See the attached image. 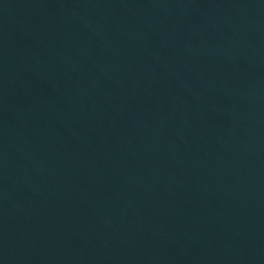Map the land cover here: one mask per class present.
<instances>
[{
  "label": "water",
  "instance_id": "water-1",
  "mask_svg": "<svg viewBox=\"0 0 264 264\" xmlns=\"http://www.w3.org/2000/svg\"><path fill=\"white\" fill-rule=\"evenodd\" d=\"M0 45L157 264H264V0H0Z\"/></svg>",
  "mask_w": 264,
  "mask_h": 264
}]
</instances>
